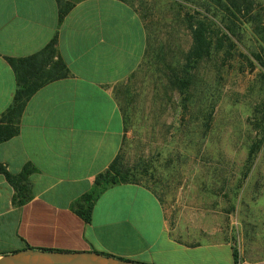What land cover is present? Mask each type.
I'll return each mask as SVG.
<instances>
[{
  "label": "crops",
  "instance_id": "1",
  "mask_svg": "<svg viewBox=\"0 0 264 264\" xmlns=\"http://www.w3.org/2000/svg\"><path fill=\"white\" fill-rule=\"evenodd\" d=\"M55 36L67 77L33 94L17 136L0 144L8 173L33 169L24 191L31 198L22 205L0 174V245L145 264H233L232 246L219 242L216 227L171 224L141 183L108 188L90 223L71 210L121 153L125 117L117 93L146 58L151 21L134 0H0V117L16 88L7 58L35 55Z\"/></svg>",
  "mask_w": 264,
  "mask_h": 264
},
{
  "label": "rangeland",
  "instance_id": "2",
  "mask_svg": "<svg viewBox=\"0 0 264 264\" xmlns=\"http://www.w3.org/2000/svg\"><path fill=\"white\" fill-rule=\"evenodd\" d=\"M134 1L149 15L152 38L117 93L125 117L120 163L155 194L171 224L216 227L219 242L238 252L237 264H264V145L242 176L249 121L264 103V70L252 57L264 59L263 47L248 28L239 26L237 38L227 34L235 47L199 64L183 110L168 80L191 46L183 15L199 11L225 32L222 13L212 0ZM15 249L0 245L1 254Z\"/></svg>",
  "mask_w": 264,
  "mask_h": 264
},
{
  "label": "trees",
  "instance_id": "3",
  "mask_svg": "<svg viewBox=\"0 0 264 264\" xmlns=\"http://www.w3.org/2000/svg\"><path fill=\"white\" fill-rule=\"evenodd\" d=\"M222 13L225 32L206 15L199 11L185 12L183 20L189 31L191 46L184 62L177 72H170L168 80L181 97V107L187 108L189 91L193 85V74L199 64L220 52L229 55L235 44L231 41L236 37V29L245 27L255 35L264 51V0H212ZM208 12V9H206ZM228 34V35H227ZM57 37L39 53L19 59L7 58L14 75L16 88L12 101L0 117V144L17 136L19 123L29 99L44 85L65 78L68 70L63 60L57 54ZM255 61L264 70V59L258 53L252 54ZM264 89V73L259 75ZM251 141L242 176L247 177L251 172L254 161L264 145V103L253 111L249 121ZM121 153L115 158L107 170L97 175L90 190L71 204V210L85 223H90L95 202L108 188L120 184L139 183L138 178L129 169L121 165ZM33 169L26 167L19 175L8 173L0 165V174L14 188L17 195L13 202L24 204L31 198L24 193L29 187L28 176ZM23 193V194H22ZM233 263H238V252L232 246Z\"/></svg>",
  "mask_w": 264,
  "mask_h": 264
},
{
  "label": "water",
  "instance_id": "4",
  "mask_svg": "<svg viewBox=\"0 0 264 264\" xmlns=\"http://www.w3.org/2000/svg\"><path fill=\"white\" fill-rule=\"evenodd\" d=\"M0 264H145L94 251L28 248L0 255Z\"/></svg>",
  "mask_w": 264,
  "mask_h": 264
}]
</instances>
